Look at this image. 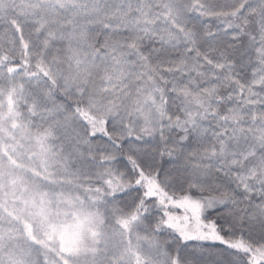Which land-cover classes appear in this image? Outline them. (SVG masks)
Returning <instances> with one entry per match:
<instances>
[{
  "label": "snow or ice",
  "instance_id": "snow-or-ice-1",
  "mask_svg": "<svg viewBox=\"0 0 264 264\" xmlns=\"http://www.w3.org/2000/svg\"><path fill=\"white\" fill-rule=\"evenodd\" d=\"M0 264H264V0H0Z\"/></svg>",
  "mask_w": 264,
  "mask_h": 264
}]
</instances>
